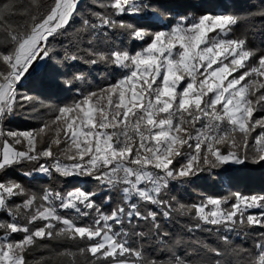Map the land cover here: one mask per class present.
I'll list each match as a JSON object with an SVG mask.
<instances>
[{
	"label": "snow or ice",
	"instance_id": "snow-or-ice-1",
	"mask_svg": "<svg viewBox=\"0 0 264 264\" xmlns=\"http://www.w3.org/2000/svg\"><path fill=\"white\" fill-rule=\"evenodd\" d=\"M253 9L264 18V0ZM240 19L162 0H0V264H28L38 241L60 237L86 242L79 252L92 264H195L200 252L212 257L201 264H230V253L264 264V232L252 251L229 235L264 229V194L191 204L170 195L216 184L231 165L264 164V116L255 115L264 112V51L229 36ZM101 66L112 82L94 89L87 79ZM34 77L75 98L53 105L22 92ZM38 107L50 111L39 127H5ZM17 170L95 187L31 192L9 174ZM173 213L195 221L190 232L215 231L220 245L178 253L162 223Z\"/></svg>",
	"mask_w": 264,
	"mask_h": 264
},
{
	"label": "trees",
	"instance_id": "trees-1",
	"mask_svg": "<svg viewBox=\"0 0 264 264\" xmlns=\"http://www.w3.org/2000/svg\"><path fill=\"white\" fill-rule=\"evenodd\" d=\"M47 2H50V0H47ZM100 2L102 0H83L81 7L86 8L89 4L96 5ZM103 2H106V0H103ZM162 2L176 6L177 11H187L194 15L204 12L214 14L225 12L236 13L241 16V19L232 27L229 36L231 38L246 39V47L249 49H254L258 52L264 51V18L253 14V5H258L259 0H162ZM190 4L196 5L195 11L192 8L184 7ZM70 38H75V33L72 31H69L66 36L60 39L64 40L65 44H67ZM127 46L131 48V42H127ZM111 82L112 77L103 70V66L93 71L87 79V84L91 85L94 89ZM81 87H85V85L81 84ZM20 90L29 95H36L53 105L70 103L75 98L74 92L42 86L38 77L25 81L24 86ZM49 115L50 111L48 109L39 107L35 111L31 108L22 109L18 111L10 123H6L5 127L13 130L34 129L39 127L42 120L48 119ZM255 115L259 118L260 116H264V112H257ZM259 131L260 129L257 128L256 132L252 133V135L255 136ZM249 143L251 144V140ZM30 167L31 165L26 166V168ZM217 171H220L221 175L213 176L217 180L216 184L198 181L195 185H177L175 191L171 192L170 195L176 196L181 203L191 204L199 202L204 196H226L230 192L237 191L245 195L264 194V164L245 163L242 165H231L226 172L223 170ZM9 174L20 180L31 192H39L42 188L68 190L74 185L95 187L92 181H88L87 183L77 179L65 181L55 176L47 177L40 175L24 177L20 175V170L11 171ZM118 198V195L113 194V206ZM97 200L100 202L101 197H97ZM162 223L164 230L169 233V239L175 244V250L178 253L192 256L198 248H202L205 245L209 248H215L220 245V240L215 231L209 232L205 227H201L190 232L189 228L194 227L195 221L191 220L188 216L173 213L171 219L162 220ZM262 232H264V229L254 227L246 229L239 234L229 233V235L233 247L252 251L255 243L260 239V233ZM16 238H19V235ZM85 245L86 242L84 241L69 240L63 237L38 241L37 246L31 250L26 259L28 264H92L91 257L79 252V249L85 247ZM145 247L149 246L145 245ZM65 252L75 255H61V253ZM156 254L159 255V251ZM202 258L206 260L212 259L211 256H206L204 252H200L199 256L195 257V264H201ZM225 259L230 261V264H245L244 259L235 253H230Z\"/></svg>",
	"mask_w": 264,
	"mask_h": 264
},
{
	"label": "rangeland",
	"instance_id": "rangeland-1",
	"mask_svg": "<svg viewBox=\"0 0 264 264\" xmlns=\"http://www.w3.org/2000/svg\"><path fill=\"white\" fill-rule=\"evenodd\" d=\"M211 35H215V33L214 34H211ZM40 176H44V175H40Z\"/></svg>",
	"mask_w": 264,
	"mask_h": 264
},
{
	"label": "water",
	"instance_id": "water-1",
	"mask_svg": "<svg viewBox=\"0 0 264 264\" xmlns=\"http://www.w3.org/2000/svg\"><path fill=\"white\" fill-rule=\"evenodd\" d=\"M83 2V0H81V3Z\"/></svg>",
	"mask_w": 264,
	"mask_h": 264
}]
</instances>
